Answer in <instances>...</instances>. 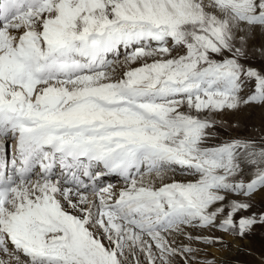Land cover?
<instances>
[{"label":"snow or ice","instance_id":"obj_1","mask_svg":"<svg viewBox=\"0 0 264 264\" xmlns=\"http://www.w3.org/2000/svg\"><path fill=\"white\" fill-rule=\"evenodd\" d=\"M257 34L264 0H0V264H249L193 245L264 228V131L221 137L264 129Z\"/></svg>","mask_w":264,"mask_h":264},{"label":"rangeland","instance_id":"obj_2","mask_svg":"<svg viewBox=\"0 0 264 264\" xmlns=\"http://www.w3.org/2000/svg\"><path fill=\"white\" fill-rule=\"evenodd\" d=\"M262 45H264V39H262L259 34H257L252 41L250 42V52L253 54L254 59L251 61V63L259 68L262 66L261 63V57L259 55V52L257 51ZM225 120H234V119H240L243 123V126L239 129L235 130H221V137L222 138H228L230 136H240V137H246V136H252L259 138L260 131H264V129H261V121H262V112L259 108H253V109H247L244 112L238 113L235 116L226 115L224 117ZM258 210H264V199H262L260 196H256L255 198V206L253 208V211ZM226 242H230L233 245V251H223L218 247H207L204 245H198L194 244L193 247H199L202 249L200 259L204 258V253H208L209 256H214L217 258H224L227 256H230L231 259L236 261H243V258H245L244 261L251 262L250 260H247L248 256H245L242 253H237L234 249L236 247V243H240L244 248L246 249H255L253 250L255 253H259L262 249H264V228H257L255 233L249 237L248 239L242 241V242H234L231 240V237H225ZM187 241H185L186 243ZM248 244H251V246H248ZM222 253H226L225 255H222ZM243 255V257L241 256ZM235 257V258H234ZM242 258V259H241ZM223 261V259H222Z\"/></svg>","mask_w":264,"mask_h":264},{"label":"bare ground","instance_id":"obj_3","mask_svg":"<svg viewBox=\"0 0 264 264\" xmlns=\"http://www.w3.org/2000/svg\"><path fill=\"white\" fill-rule=\"evenodd\" d=\"M121 59H122V57H121ZM117 177H115L114 176V182H113V184L117 187V189L121 186V181L120 180H118V179H116ZM248 246H251L252 247V245L251 244H248ZM253 250H255V249H253ZM226 254V253H225ZM224 253H222L221 254V256L222 255H225ZM242 257H243V255H241ZM246 256V255H245ZM235 258V257H234ZM222 259L223 260H227V261H233L232 259H231V257L230 256H227V257H220V258H218V260H221L222 261ZM242 259V258H241ZM247 260H250L251 262H249V264H255V261L253 260V257H251V256H248V258H246ZM245 260V258H243V261ZM234 262V261H233Z\"/></svg>","mask_w":264,"mask_h":264}]
</instances>
